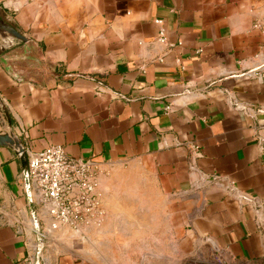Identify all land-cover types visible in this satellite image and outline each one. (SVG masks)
I'll use <instances>...</instances> for the list:
<instances>
[{
	"label": "crops",
	"instance_id": "0c3cea01",
	"mask_svg": "<svg viewBox=\"0 0 264 264\" xmlns=\"http://www.w3.org/2000/svg\"><path fill=\"white\" fill-rule=\"evenodd\" d=\"M0 9L62 73L19 81L0 55L14 132L28 153L60 144L101 169L104 223L80 232L79 249L61 247L74 231L58 230L41 264H264V0H0ZM158 19L174 45L158 40ZM1 35L0 52L22 41ZM126 166L139 171L121 174ZM33 225L19 156L0 145V264H22Z\"/></svg>",
	"mask_w": 264,
	"mask_h": 264
},
{
	"label": "built area",
	"instance_id": "2783aa9c",
	"mask_svg": "<svg viewBox=\"0 0 264 264\" xmlns=\"http://www.w3.org/2000/svg\"><path fill=\"white\" fill-rule=\"evenodd\" d=\"M156 22L160 25L158 40L174 45L162 27L163 21ZM28 171L39 230L33 225L35 241L22 264H41L42 249L54 233L61 229L80 233L87 227L101 226L107 209L100 190V163L92 158L73 157L63 145L51 144L29 151Z\"/></svg>",
	"mask_w": 264,
	"mask_h": 264
},
{
	"label": "water",
	"instance_id": "95a60500",
	"mask_svg": "<svg viewBox=\"0 0 264 264\" xmlns=\"http://www.w3.org/2000/svg\"><path fill=\"white\" fill-rule=\"evenodd\" d=\"M0 29L6 30L12 36L20 39L24 42L28 40L27 36L24 35L21 31L10 25L4 18L0 16ZM66 75L59 76L60 78H64ZM0 107L6 116L8 122V128L5 132H0V145L9 146L13 148L17 155L19 156L22 174L25 181V188L27 192L28 203L30 207V211L33 217V222L37 230H39V219L36 212L35 202L33 199L32 188L30 183L29 171H28V152L27 147L24 140L18 136L12 126L11 115L8 107L6 106L3 99L0 97Z\"/></svg>",
	"mask_w": 264,
	"mask_h": 264
},
{
	"label": "trees",
	"instance_id": "16d2710c",
	"mask_svg": "<svg viewBox=\"0 0 264 264\" xmlns=\"http://www.w3.org/2000/svg\"><path fill=\"white\" fill-rule=\"evenodd\" d=\"M33 42H30V44ZM28 43H25L23 41H20V43L14 47H10L4 51L0 52V55L3 56L4 58H7L6 61L4 62V66L6 67V70L17 80L23 81V80H31L38 82L44 78V76H48L50 74H62V73H57L58 71L52 67V65L44 60L41 56L36 54V52H31L30 49L28 48L29 45ZM17 46H25L23 52L18 53L17 55L14 54V60L8 59L7 54L15 49ZM31 52V53H30ZM34 59L36 60L40 65L39 68L35 69H23L18 67V62L19 61H24L27 59ZM16 60V63L14 62ZM64 75L67 76H75L76 74L73 73H66Z\"/></svg>",
	"mask_w": 264,
	"mask_h": 264
},
{
	"label": "rangeland",
	"instance_id": "374dc122",
	"mask_svg": "<svg viewBox=\"0 0 264 264\" xmlns=\"http://www.w3.org/2000/svg\"><path fill=\"white\" fill-rule=\"evenodd\" d=\"M0 15L3 17V16H6V14L0 9ZM1 34H3L5 37H8V39L11 41H18V39L14 36H12L11 34H9L8 32L4 31V29H0V36H2ZM27 66V65H26ZM29 66V65H28ZM27 66V67H28ZM31 67V66H30ZM119 172H121V174L123 173H129L131 171H139L138 169H132V168H129L128 166H126L125 168H122V169H118ZM125 177H129L128 174L125 175ZM116 182H119L122 184V186H119L118 188L120 189H125V190H129L130 188H133V187H136V183H139V181H136V180H120V181H116ZM136 182V183H135ZM139 214V213H138ZM127 215V214H126ZM129 216L125 217L126 219L128 218ZM141 219V218H140ZM59 236L61 235H58V234H53V237L50 238L49 241H47L48 243H56L58 244L60 239H59ZM81 234L80 233H69V240L71 242H68V243H60L59 245L62 247L64 246L65 244H67L66 246L68 247H75L77 249H79V246H80V237ZM46 242V243H47ZM189 263H192V261H187V264ZM212 264V263H210ZM213 264H220L218 261H216V263H213ZM237 264H243V263H237Z\"/></svg>",
	"mask_w": 264,
	"mask_h": 264
}]
</instances>
